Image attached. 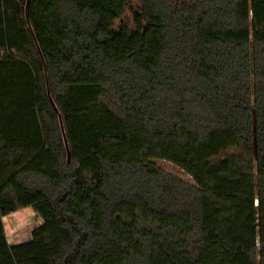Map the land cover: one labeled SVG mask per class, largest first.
Instances as JSON below:
<instances>
[{
	"label": "trees",
	"instance_id": "obj_1",
	"mask_svg": "<svg viewBox=\"0 0 264 264\" xmlns=\"http://www.w3.org/2000/svg\"><path fill=\"white\" fill-rule=\"evenodd\" d=\"M138 1L0 0V264H264V0Z\"/></svg>",
	"mask_w": 264,
	"mask_h": 264
},
{
	"label": "rangeland",
	"instance_id": "obj_2",
	"mask_svg": "<svg viewBox=\"0 0 264 264\" xmlns=\"http://www.w3.org/2000/svg\"><path fill=\"white\" fill-rule=\"evenodd\" d=\"M128 2V10L123 18V22L132 23L134 14L138 11V0H126ZM117 21L114 30L118 31L121 27V22ZM164 167L172 172L181 174V172L170 165ZM41 220L30 209L20 211L4 219L5 231L7 234L8 242L11 245H18L30 240L31 233L40 225Z\"/></svg>",
	"mask_w": 264,
	"mask_h": 264
},
{
	"label": "crops",
	"instance_id": "obj_3",
	"mask_svg": "<svg viewBox=\"0 0 264 264\" xmlns=\"http://www.w3.org/2000/svg\"><path fill=\"white\" fill-rule=\"evenodd\" d=\"M40 224H41V222H40Z\"/></svg>",
	"mask_w": 264,
	"mask_h": 264
}]
</instances>
